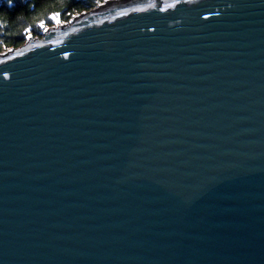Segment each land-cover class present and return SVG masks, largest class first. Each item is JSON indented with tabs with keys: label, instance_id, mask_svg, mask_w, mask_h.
Wrapping results in <instances>:
<instances>
[{
	"label": "water",
	"instance_id": "water-1",
	"mask_svg": "<svg viewBox=\"0 0 264 264\" xmlns=\"http://www.w3.org/2000/svg\"><path fill=\"white\" fill-rule=\"evenodd\" d=\"M0 264H264V0H108L0 54Z\"/></svg>",
	"mask_w": 264,
	"mask_h": 264
},
{
	"label": "trees",
	"instance_id": "trees-1",
	"mask_svg": "<svg viewBox=\"0 0 264 264\" xmlns=\"http://www.w3.org/2000/svg\"><path fill=\"white\" fill-rule=\"evenodd\" d=\"M103 1L13 0L10 5L7 0H0V54L23 46L28 36L41 38L47 27L57 22H68L76 14L87 12ZM53 14H56V19H53Z\"/></svg>",
	"mask_w": 264,
	"mask_h": 264
},
{
	"label": "rangeland",
	"instance_id": "rangeland-1",
	"mask_svg": "<svg viewBox=\"0 0 264 264\" xmlns=\"http://www.w3.org/2000/svg\"><path fill=\"white\" fill-rule=\"evenodd\" d=\"M107 1H108V0H105V1H103V2H100V4H98L95 8L99 7L101 4L106 3ZM95 8H92L91 10H93V9H95ZM88 11H89V10H87V12H88ZM82 13H86V11H84V12H82ZM82 13L76 14V15H75L70 21H68V22H57V24H54V25H52V26L47 27V28L43 31V33H42V37H41V38H43V37L45 36L46 31H47L50 27H58V26L66 25V24H68V23H72L73 20H74V18H75L76 16L82 14ZM30 39H40V37H32V36H28V38H27V42H28ZM11 50H12V49H9V50H7L6 52L1 53V54H5V53H7V52H9V51H11Z\"/></svg>",
	"mask_w": 264,
	"mask_h": 264
},
{
	"label": "snow or ice",
	"instance_id": "snow-or-ice-1",
	"mask_svg": "<svg viewBox=\"0 0 264 264\" xmlns=\"http://www.w3.org/2000/svg\"><path fill=\"white\" fill-rule=\"evenodd\" d=\"M7 3L11 5L13 3V0H7ZM56 18H57L56 14H53V19H56ZM41 24H42V22H41ZM24 31L27 32L28 29H25ZM64 55H68V54L65 53ZM5 75H7V73H5Z\"/></svg>",
	"mask_w": 264,
	"mask_h": 264
},
{
	"label": "bare ground",
	"instance_id": "bare-ground-1",
	"mask_svg": "<svg viewBox=\"0 0 264 264\" xmlns=\"http://www.w3.org/2000/svg\"><path fill=\"white\" fill-rule=\"evenodd\" d=\"M79 16V15H78Z\"/></svg>",
	"mask_w": 264,
	"mask_h": 264
}]
</instances>
